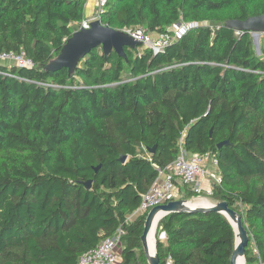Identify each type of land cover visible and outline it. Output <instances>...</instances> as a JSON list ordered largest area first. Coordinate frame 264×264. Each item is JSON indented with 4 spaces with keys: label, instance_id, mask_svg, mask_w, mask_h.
I'll return each instance as SVG.
<instances>
[{
    "label": "trees",
    "instance_id": "1",
    "mask_svg": "<svg viewBox=\"0 0 264 264\" xmlns=\"http://www.w3.org/2000/svg\"><path fill=\"white\" fill-rule=\"evenodd\" d=\"M85 2L0 0V51H24L34 63L0 64V264H76L118 228L119 264H148L147 211L127 218L181 136L186 150L215 155L220 182L208 199L240 215L244 264H264V36L256 52L249 31L226 26L264 14V0H105L99 19L116 29L208 24L155 54L139 45L105 55L98 46L71 73L47 70L88 18ZM234 242L220 212H170L155 250L160 264H230Z\"/></svg>",
    "mask_w": 264,
    "mask_h": 264
},
{
    "label": "built area",
    "instance_id": "2",
    "mask_svg": "<svg viewBox=\"0 0 264 264\" xmlns=\"http://www.w3.org/2000/svg\"><path fill=\"white\" fill-rule=\"evenodd\" d=\"M104 3L105 0H97L94 14L81 20L78 29L89 27V21L92 19H99ZM200 24L208 23L180 20L167 27L165 31L155 34L150 33L144 26L124 27L121 30L140 41L143 47L150 49L155 54ZM0 64L16 67H32L34 65L33 61L26 57L24 51L13 50L0 51ZM177 149L175 158L166 167L157 168V177L142 196L137 209L127 219L130 220L134 215L148 211L155 205L181 198L180 188L183 186H187L193 192V197L209 200L208 197L212 194V183L220 182L215 155L209 152L197 153L186 150L182 136L178 141ZM123 233V230L118 228L114 235L83 252L78 257L76 264H119L120 239ZM252 253L259 256L254 243L252 244ZM166 264H169V261Z\"/></svg>",
    "mask_w": 264,
    "mask_h": 264
},
{
    "label": "water",
    "instance_id": "3",
    "mask_svg": "<svg viewBox=\"0 0 264 264\" xmlns=\"http://www.w3.org/2000/svg\"><path fill=\"white\" fill-rule=\"evenodd\" d=\"M226 26L236 30L249 31L255 33V37L259 33L264 32V14L248 17L245 20H232L226 23ZM141 45V42L134 39L121 29L112 28L103 24L100 19H92L89 21V27L75 30L66 42L62 45L59 53L47 65L46 69L50 71L58 70L65 67L68 73H71L92 48L101 47L102 52L108 55L111 50L115 51L119 56L126 57L124 46L131 48ZM259 50V48H258ZM211 130H209V134ZM228 140L219 141L216 146L220 148L223 144H227ZM150 152L154 148L149 149ZM121 161L125 156L119 158ZM97 167H95V170ZM90 181L86 182L89 186ZM208 203H192L190 199L177 198L167 201L159 205L151 207L145 216L143 222V231L140 235L143 246L144 255L148 264H160L159 258L155 250V236L158 221L170 212H206L217 211L224 214L234 229L235 242L230 257V264H244L245 251L248 244V233L240 215L233 209L229 208L225 201ZM152 232L153 249L150 250L148 243V235ZM164 236V232L160 233V237Z\"/></svg>",
    "mask_w": 264,
    "mask_h": 264
},
{
    "label": "crops",
    "instance_id": "4",
    "mask_svg": "<svg viewBox=\"0 0 264 264\" xmlns=\"http://www.w3.org/2000/svg\"><path fill=\"white\" fill-rule=\"evenodd\" d=\"M96 3H97V0H86L85 7H84V13L86 17H90L91 15L94 14L95 9H96ZM161 238L164 240L165 235Z\"/></svg>",
    "mask_w": 264,
    "mask_h": 264
},
{
    "label": "rangeland",
    "instance_id": "5",
    "mask_svg": "<svg viewBox=\"0 0 264 264\" xmlns=\"http://www.w3.org/2000/svg\"><path fill=\"white\" fill-rule=\"evenodd\" d=\"M250 35H251L252 41H253V43L255 45L256 52H259V50H258V48H259V41H260L261 37L264 36V32L259 33V35L257 36L258 38L255 37V33H253V32H250ZM188 199H190L193 202L201 200L200 197H197L196 198V197H193V196H191ZM209 201L212 202L211 199H209Z\"/></svg>",
    "mask_w": 264,
    "mask_h": 264
},
{
    "label": "bare ground",
    "instance_id": "6",
    "mask_svg": "<svg viewBox=\"0 0 264 264\" xmlns=\"http://www.w3.org/2000/svg\"><path fill=\"white\" fill-rule=\"evenodd\" d=\"M257 38H258V37H257ZM194 201H195V200H194ZM191 202H192V203H202V204L208 203V201L205 200V199H201V200H199V201H195V202L191 201ZM148 243H149L150 250H152V249H153V237H152V232H150L149 235H148Z\"/></svg>",
    "mask_w": 264,
    "mask_h": 264
}]
</instances>
